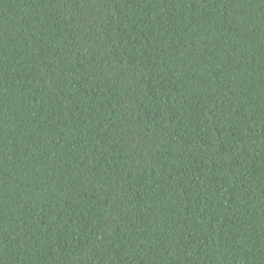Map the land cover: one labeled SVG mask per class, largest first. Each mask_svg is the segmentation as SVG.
I'll return each instance as SVG.
<instances>
[{
    "label": "trees",
    "instance_id": "obj_1",
    "mask_svg": "<svg viewBox=\"0 0 264 264\" xmlns=\"http://www.w3.org/2000/svg\"><path fill=\"white\" fill-rule=\"evenodd\" d=\"M0 264H264V0H0Z\"/></svg>",
    "mask_w": 264,
    "mask_h": 264
}]
</instances>
